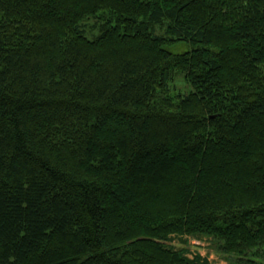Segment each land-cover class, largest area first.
Masks as SVG:
<instances>
[{"label": "trees", "instance_id": "16d2710c", "mask_svg": "<svg viewBox=\"0 0 264 264\" xmlns=\"http://www.w3.org/2000/svg\"><path fill=\"white\" fill-rule=\"evenodd\" d=\"M188 239L264 249V0H0V264H211Z\"/></svg>", "mask_w": 264, "mask_h": 264}, {"label": "rangeland", "instance_id": "374dc122", "mask_svg": "<svg viewBox=\"0 0 264 264\" xmlns=\"http://www.w3.org/2000/svg\"><path fill=\"white\" fill-rule=\"evenodd\" d=\"M168 50L173 54H181L191 51L192 48L187 44H180L175 47H168ZM172 88H173V92L175 93L190 91V86L185 83L183 76L177 77V79L172 83ZM188 240L191 248V254L193 255L198 253L204 258H208L211 264H231L237 262L236 258L234 257L227 258L223 256L222 253L218 252L210 240H203V241H198L195 239H188ZM174 245L176 246L177 250L182 249L184 246L180 239H175ZM246 260L248 262L245 264H264V249L261 255L248 257L246 258Z\"/></svg>", "mask_w": 264, "mask_h": 264}]
</instances>
